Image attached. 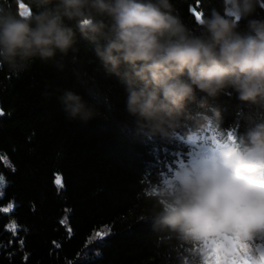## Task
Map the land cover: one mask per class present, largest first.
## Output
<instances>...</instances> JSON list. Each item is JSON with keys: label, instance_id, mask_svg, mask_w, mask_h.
I'll return each instance as SVG.
<instances>
[{"label": "trees", "instance_id": "1", "mask_svg": "<svg viewBox=\"0 0 264 264\" xmlns=\"http://www.w3.org/2000/svg\"><path fill=\"white\" fill-rule=\"evenodd\" d=\"M21 3L27 0H0V7L15 13ZM171 3L195 36L202 29L194 11L204 17L215 8L232 15L223 0ZM261 5L264 0L237 21V32H248L249 19L264 20ZM75 47L66 56L34 58L19 74L0 67V157L6 158L0 159L6 178L0 208L15 205L0 212V264H200V242L154 225L163 182L190 159L194 147L238 143L249 126L264 122V106L240 101L232 89L201 106L205 94L197 90L196 99L186 102L174 139L167 141L148 134L126 112L123 78L105 71L92 43L78 31ZM64 90L93 106L94 118L69 119L58 99ZM162 162L164 171L154 170ZM55 173L63 180L60 190ZM12 222L18 225L15 234L7 227ZM105 228L111 234L104 241L87 243ZM251 243L264 245V235L256 234Z\"/></svg>", "mask_w": 264, "mask_h": 264}, {"label": "clouds", "instance_id": "2", "mask_svg": "<svg viewBox=\"0 0 264 264\" xmlns=\"http://www.w3.org/2000/svg\"><path fill=\"white\" fill-rule=\"evenodd\" d=\"M24 5L15 13L0 7V67L19 74L34 58L76 52L78 31L105 71L123 78L125 110L152 136L174 139L197 90L205 94L201 106L227 89L242 102L264 106V20L249 19L247 33L236 31L237 21L250 17L260 0H223L232 15L212 9L198 24L200 36L190 34L171 0ZM58 99L69 119L86 123L95 116L94 107L71 90ZM213 116L220 120L217 110ZM224 144L174 170L173 184L161 190L154 225L191 241L230 233L244 218L264 215V182L256 179L264 166V122L249 126L238 143ZM251 232L264 233V227L254 225Z\"/></svg>", "mask_w": 264, "mask_h": 264}, {"label": "snow or ice", "instance_id": "3", "mask_svg": "<svg viewBox=\"0 0 264 264\" xmlns=\"http://www.w3.org/2000/svg\"><path fill=\"white\" fill-rule=\"evenodd\" d=\"M261 6L264 7V5ZM24 8L25 5L21 3L19 9L22 11ZM193 15L195 21L199 24L203 19V14L199 11H194ZM0 115H4V113L0 111ZM229 139H231V136ZM224 146V143H217L215 147L220 148ZM211 150V147H204L203 145L194 147L190 152V159L195 161L199 159L204 152H209ZM0 159L6 160L5 157H0ZM8 166L12 167L11 164ZM184 166L185 164L180 165L181 168ZM14 170L13 167V171ZM256 179L260 182H264V166L261 167ZM55 183L57 190L63 187V180L61 177L57 176ZM172 184V178H167L163 182L164 188L171 187ZM5 186L6 178L3 174H0V196L4 195L3 189ZM148 194L155 195L156 193L150 192ZM161 203H163V201H161ZM14 207L15 205L10 202L6 207L0 208V212L8 213L12 211ZM61 223L66 224L67 220L65 219L61 221ZM257 224L264 227V215L252 214L244 218L232 228L230 233H221L215 236L205 237L201 240H195L200 242L201 245L200 264H264V248H254L251 243L254 236H256V234H252L251 229ZM7 227L15 234L18 225L16 222H12ZM69 234H71V229H69ZM110 234V228L95 231L87 243L91 244L94 241H104ZM261 235H264V233H261Z\"/></svg>", "mask_w": 264, "mask_h": 264}, {"label": "bare ground", "instance_id": "4", "mask_svg": "<svg viewBox=\"0 0 264 264\" xmlns=\"http://www.w3.org/2000/svg\"><path fill=\"white\" fill-rule=\"evenodd\" d=\"M0 111H1V110H0ZM0 116H1V115H0ZM164 165H165L164 162H162V164H157V166L154 167V170L159 171V172H162V171H164ZM57 176L61 177L60 174L55 173V174H54V183H55V181H56V179H57ZM55 184H56V183H55ZM152 189H154V186H152V187L150 188V190H152Z\"/></svg>", "mask_w": 264, "mask_h": 264}, {"label": "water", "instance_id": "5", "mask_svg": "<svg viewBox=\"0 0 264 264\" xmlns=\"http://www.w3.org/2000/svg\"><path fill=\"white\" fill-rule=\"evenodd\" d=\"M256 248H264L263 245H258Z\"/></svg>", "mask_w": 264, "mask_h": 264}]
</instances>
